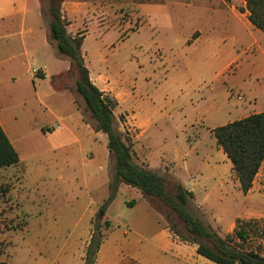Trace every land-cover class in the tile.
<instances>
[{
  "label": "rangeland",
  "instance_id": "obj_1",
  "mask_svg": "<svg viewBox=\"0 0 264 264\" xmlns=\"http://www.w3.org/2000/svg\"><path fill=\"white\" fill-rule=\"evenodd\" d=\"M92 1L104 10L81 15L73 22L70 34L85 35L82 53L86 64L94 78L99 76L101 83L116 90L110 95L121 101L114 111L116 126L131 141L129 115L152 121L150 133L158 135L154 141L171 144L182 143L186 137L193 142L199 134L205 135L206 127H219L264 111V33L255 31L248 21L246 0ZM141 4L146 5L138 11L136 6ZM48 5V0H42L45 14ZM200 34V40L195 41ZM255 40L263 46V52H259ZM47 48V58L33 60L31 54L27 56L31 69H42L45 64L62 59L69 62L58 57L53 41ZM67 71L52 79L58 88L69 92L56 91L52 97L41 100L35 99L34 83L22 76L24 70L14 76L19 83H6L12 95L8 113L14 124L18 122L23 132L30 133L35 144L21 150L30 167L21 183L18 168L0 173V262L80 264L81 221L79 216L68 213L67 206L77 194H87L82 168L90 151L107 148L104 143L81 146L70 137L68 130L74 129V122L83 116L92 125L95 123L85 110L83 98L75 91V78ZM49 80L47 77L43 84ZM254 95L258 98L253 99ZM42 127L48 130L43 132ZM82 131L83 127L75 133L82 136ZM211 139L216 141L208 136L209 149ZM211 147L219 160L226 157L222 151L216 152V145ZM67 162L75 164V171L81 173L75 184L69 181L72 175ZM108 164L111 173V159ZM221 167L230 197H236L237 202L224 203L217 214L208 208L196 209L194 200L193 205L198 217L225 236L233 220L236 226L237 217L264 214V195L245 197L239 183L233 189L230 168L224 163ZM233 175L236 176L235 172ZM166 180L169 188L176 183L170 178ZM194 182L197 181H190ZM124 200L121 197L113 210L114 229L120 235L127 231L131 237L142 234L148 239L142 241L143 257L148 262L159 258L165 264L170 255L148 249L149 229H140L138 219L145 213L140 208L128 207ZM101 214L104 212H99L93 223L103 227L100 233L105 236L109 225L104 224L105 216ZM244 220H260V227H264V218ZM27 226L29 233L25 232ZM256 242L264 247V238ZM39 249L43 255L37 254Z\"/></svg>",
  "mask_w": 264,
  "mask_h": 264
},
{
  "label": "crops",
  "instance_id": "obj_2",
  "mask_svg": "<svg viewBox=\"0 0 264 264\" xmlns=\"http://www.w3.org/2000/svg\"><path fill=\"white\" fill-rule=\"evenodd\" d=\"M144 5L146 4L137 5L136 9L140 11L141 7H144ZM103 10L100 4L92 0H64L63 14L70 21L68 32H72L75 24L73 22L81 19V15L86 16L88 14L102 12ZM232 10H234V7H232ZM210 11L213 13V10ZM244 15H247V13ZM47 16L48 14H45L43 10L42 0H0V125L20 155V162L18 164L1 169L0 173H9L11 171H16L17 168L20 169L18 179L20 183L21 180L23 181L27 178L30 169L29 159L23 158L21 150L23 146H34L35 142L30 133L22 131L18 122H15V124L13 123V119L8 113L7 107L9 103L12 102V95L7 91L5 87L6 83L9 84L10 81L15 80L14 76L17 74V71L20 72L24 70L25 72L22 76L26 78L29 77L34 83L36 100L52 97L56 91L69 92L64 88H58L53 81L54 79H52L61 73L64 74L69 68V62L62 59L61 56L58 57L62 60L43 66L41 70H44L45 74L38 78L39 81L31 74V64L27 60V56L31 54L33 60H35L36 57L47 58L48 56L47 47L52 40L50 38L49 19ZM257 30L258 29L255 31ZM201 36L202 34L195 38V41L200 40ZM254 43L257 44L260 50L259 52H263V46L259 41L255 40ZM55 51L57 53V50ZM90 75L93 83L106 95H111L116 91L101 83L102 79L99 76L94 78L91 71ZM255 75L259 76L257 73H255ZM47 77L50 78L48 82L49 85L43 84V81H45ZM257 80L259 81L258 78ZM14 82L19 83L20 81L15 80ZM121 93L123 95V92ZM252 98L257 99L258 97L254 95ZM116 99H119L118 96H116ZM118 103V107L121 106L120 100H118ZM127 119L133 131L132 144L135 161L139 165L155 171L165 179L170 178L174 182L182 183L188 191L194 194V201L197 203L195 206L196 209L204 210L208 208L210 211L213 210V212L217 214V212H221L218 209L219 206L222 207L224 203L226 204L228 202L229 204L237 202L236 197H230L231 191L226 186V182L228 184V181L226 180L225 171L221 167V164L224 163L230 168L232 174L231 179L234 182L233 189H236V182L239 183V181L238 178L233 175V165L230 166V164H228L227 161L229 159L218 146L217 141L213 142L212 139L210 140V149L209 144L206 142L208 136L212 138L215 137L213 130L217 127H206L204 131L205 135L200 136L199 134L193 142H189V137H186L182 143L174 141L171 144H167L164 142L165 140L161 143L154 141L158 135L150 133L152 121L144 120L138 115H129ZM74 123V129H69L68 132L72 139L74 138L77 140L78 144L81 146L91 145L94 147L98 146L100 143H104L108 149V141L106 142L105 136L101 133H96L91 122L86 121L84 116ZM82 127V136H78L75 132L81 131ZM46 130H48V127L41 128L43 132ZM213 145H216L217 153L222 151L227 158L224 156L219 160L215 157L213 155L214 150H211V146ZM107 149L90 151L91 155L82 168V177L86 184L87 194L83 196L77 194L74 200L67 206L68 213L73 216H79L81 221V236L83 237L81 246L83 252L80 254V264H84L85 262L86 250L92 239L95 225L93 220L99 212H102L101 208L110 196L111 173L108 164L110 160V151ZM67 163V168L70 170V175H72L69 181L72 180L73 184H75V182H78L81 173L77 174L75 171V164L72 162ZM263 167L264 162L248 193L244 194L241 190L240 183L238 184L239 190L245 197L259 198V195H264L262 194L264 192ZM192 180L197 182L191 184L190 181ZM14 192H16V189ZM121 197H125L123 202L125 205L128 207L140 208L145 213L142 218L138 219V221L141 222V224H139L140 229H149L151 244L148 246V249L152 248L170 255V258L164 260L165 264L213 263L211 261V263L208 262L209 260L198 255L196 245L183 243L176 238L170 231L164 217L143 198L138 189L121 184L114 201L107 206L104 214H101L105 216L104 224L106 223L105 225L109 226L98 250L95 264H164L159 258L153 260V262H148L143 257L140 251L142 250V241L144 240L147 242L148 239L142 234L131 237L129 235L130 233L127 231H124L120 235L116 229H114V224H112V213ZM228 197L232 199L228 201ZM131 202H134L133 206L128 205ZM59 212L61 211H58V213ZM199 217L203 219L201 216ZM251 218H264V214L251 215L245 218L237 217L236 219ZM134 222L137 223V221ZM230 224L231 227L228 233L234 230L235 221L233 220ZM101 229H103V227L100 226V230ZM29 230L30 228L27 226L25 232L29 233ZM41 253L43 255L44 252L39 249L37 254L40 255ZM70 256L71 255H69V257ZM128 256L134 257L130 259ZM4 262L12 264L11 261Z\"/></svg>",
  "mask_w": 264,
  "mask_h": 264
},
{
  "label": "trees",
  "instance_id": "obj_3",
  "mask_svg": "<svg viewBox=\"0 0 264 264\" xmlns=\"http://www.w3.org/2000/svg\"><path fill=\"white\" fill-rule=\"evenodd\" d=\"M63 3L64 0H48L50 38L58 55L69 60L66 74L75 78V91L83 98L85 110L94 120V131L107 136L113 162L110 196L101 211L105 212L119 186L125 184L138 189L164 217L173 235L183 243L196 245L198 255L203 258L215 264H264V247L256 242L264 238L260 220L237 219L233 232L222 236L198 217L193 205L194 194L182 183L176 182L169 188L164 177L135 161L132 141L116 126L114 111L119 103L93 83L82 53L85 35L73 36L68 32L70 21L63 14ZM246 9L250 23L264 33V0H246ZM213 134L231 161L242 192L248 193L264 162V112L219 126ZM19 162V152L0 125V170ZM128 205L133 206L134 202ZM103 239L100 226L95 225L84 264H95Z\"/></svg>",
  "mask_w": 264,
  "mask_h": 264
},
{
  "label": "built area",
  "instance_id": "obj_4",
  "mask_svg": "<svg viewBox=\"0 0 264 264\" xmlns=\"http://www.w3.org/2000/svg\"><path fill=\"white\" fill-rule=\"evenodd\" d=\"M31 74L34 76V78H40L42 75H44L45 74V71L44 70H41V69H32L31 70ZM61 129V127L60 126H58L57 127V130H60Z\"/></svg>",
  "mask_w": 264,
  "mask_h": 264
}]
</instances>
